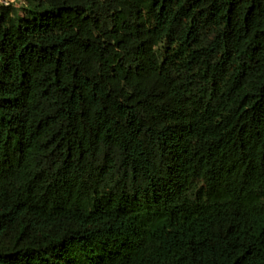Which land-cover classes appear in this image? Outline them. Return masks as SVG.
Listing matches in <instances>:
<instances>
[{"label":"trees","instance_id":"16d2710c","mask_svg":"<svg viewBox=\"0 0 264 264\" xmlns=\"http://www.w3.org/2000/svg\"><path fill=\"white\" fill-rule=\"evenodd\" d=\"M0 264H264V0L1 8Z\"/></svg>","mask_w":264,"mask_h":264},{"label":"built area","instance_id":"2783aa9c","mask_svg":"<svg viewBox=\"0 0 264 264\" xmlns=\"http://www.w3.org/2000/svg\"><path fill=\"white\" fill-rule=\"evenodd\" d=\"M28 0H0V9L1 8H21L22 6L27 5Z\"/></svg>","mask_w":264,"mask_h":264}]
</instances>
